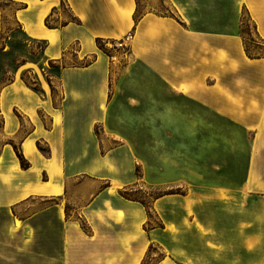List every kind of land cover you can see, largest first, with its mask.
<instances>
[{"label":"crops","instance_id":"1","mask_svg":"<svg viewBox=\"0 0 264 264\" xmlns=\"http://www.w3.org/2000/svg\"><path fill=\"white\" fill-rule=\"evenodd\" d=\"M1 1L7 6L0 5V51L15 29L44 45L38 60L18 66L0 88L4 230L29 228L36 238L44 226L50 234L53 212L60 248L36 254L45 264H144L152 246L162 254L156 264H264V0H166L167 14L147 10L138 18L137 0ZM7 8L9 18L2 14ZM244 15L262 53L246 51ZM130 34L142 65L156 60L147 81L251 134L242 184L158 196L151 210L160 225L148 231L145 206L125 195L137 181L135 154L118 131L105 129L110 61L97 45ZM68 56L83 64L66 66ZM52 65L57 76L48 73ZM96 127L115 143L102 148ZM36 202L44 205L24 212Z\"/></svg>","mask_w":264,"mask_h":264},{"label":"rangeland","instance_id":"2","mask_svg":"<svg viewBox=\"0 0 264 264\" xmlns=\"http://www.w3.org/2000/svg\"><path fill=\"white\" fill-rule=\"evenodd\" d=\"M137 1L136 18L147 10L156 14L171 11L166 0ZM0 5L4 8L7 6L2 1ZM7 9L2 14L9 18L11 11ZM241 32L249 55L263 52L251 43L258 40L246 15L241 19ZM5 33V27H2V38L6 37ZM11 36L5 50L0 51V88L8 82L18 66L38 60L44 46L40 42L30 41L18 29ZM131 38L130 34L124 39L99 42L102 46L100 52L110 61L105 129L107 132L118 131L135 154L137 163L134 174L137 181L127 187L125 195L145 205L148 216L144 229L148 231L160 225L159 216L151 210L156 197L185 194L192 186L221 181L229 185L242 184L251 134L238 130L232 118L212 115L193 105L189 107L187 99L174 95L162 83L147 81L143 75L156 72V60L149 59L147 67L142 65L140 57L133 55L134 40ZM92 60L90 56L83 61ZM63 63L69 67L83 64L72 56H68ZM48 73L57 76L58 66H50ZM23 76L29 84L36 83L32 73H23ZM35 87L39 89L37 85ZM56 93L54 88V95ZM21 121L26 131L29 125L24 119ZM189 126L191 130H188ZM95 130L102 141V148L115 143L105 138L101 127ZM198 174L202 177H197ZM221 174L228 176L222 177ZM159 177L164 182L156 185ZM43 205V202H36L24 212L30 214ZM22 208L16 212L18 215ZM167 212L171 214V206ZM5 220L6 216L0 211V264H45L44 259L36 254L60 248L57 227L53 226V212L47 218V222L52 224H48L50 234H46L42 226L36 238L29 228L16 233L4 230L2 223ZM43 222L45 224V220ZM19 226L20 222L16 221V227ZM80 227L83 232H89L83 222ZM161 255L160 248L152 246L144 264H156Z\"/></svg>","mask_w":264,"mask_h":264},{"label":"trees","instance_id":"3","mask_svg":"<svg viewBox=\"0 0 264 264\" xmlns=\"http://www.w3.org/2000/svg\"><path fill=\"white\" fill-rule=\"evenodd\" d=\"M97 45L100 49H102V46H100L99 41H97ZM19 161H20V165L22 168H26L28 166V164L26 163V161L22 158L21 155L17 154ZM143 204V203H142ZM144 205V204H143ZM145 206V205H144ZM151 248V247H150Z\"/></svg>","mask_w":264,"mask_h":264}]
</instances>
